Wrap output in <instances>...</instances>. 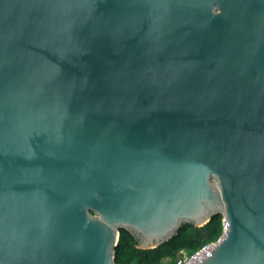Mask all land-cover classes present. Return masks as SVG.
Wrapping results in <instances>:
<instances>
[{
	"label": "water",
	"instance_id": "obj_1",
	"mask_svg": "<svg viewBox=\"0 0 264 264\" xmlns=\"http://www.w3.org/2000/svg\"><path fill=\"white\" fill-rule=\"evenodd\" d=\"M217 215L189 264H264V0H0V264Z\"/></svg>",
	"mask_w": 264,
	"mask_h": 264
},
{
	"label": "trees",
	"instance_id": "obj_2",
	"mask_svg": "<svg viewBox=\"0 0 264 264\" xmlns=\"http://www.w3.org/2000/svg\"><path fill=\"white\" fill-rule=\"evenodd\" d=\"M221 215L213 216L202 227L184 224L176 235L162 245L149 250L137 248L133 235L120 230L115 247L117 264H174L182 255H190L205 244L215 242L222 235Z\"/></svg>",
	"mask_w": 264,
	"mask_h": 264
},
{
	"label": "built area",
	"instance_id": "obj_3",
	"mask_svg": "<svg viewBox=\"0 0 264 264\" xmlns=\"http://www.w3.org/2000/svg\"><path fill=\"white\" fill-rule=\"evenodd\" d=\"M225 229V223L224 221L222 222V233ZM222 236V235H221ZM220 236V237H221ZM219 237V238H220ZM219 238L215 241L217 242L219 240ZM215 242H211L208 244H205L204 246L200 247L199 249H197L196 251H194L192 254L190 255H182L180 256L174 264H189L196 256H198L201 252H203L205 249H207L208 247H210L211 245H213Z\"/></svg>",
	"mask_w": 264,
	"mask_h": 264
}]
</instances>
